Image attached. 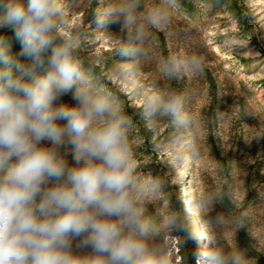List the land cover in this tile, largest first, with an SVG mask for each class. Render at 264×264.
I'll return each instance as SVG.
<instances>
[{"label": "clouds", "instance_id": "9594fccd", "mask_svg": "<svg viewBox=\"0 0 264 264\" xmlns=\"http://www.w3.org/2000/svg\"><path fill=\"white\" fill-rule=\"evenodd\" d=\"M139 7L140 0H117L94 13L97 25L134 30L129 45L116 50L120 56L146 54L150 35ZM68 16L65 0H0V29L13 30L24 57L0 35V264H183L174 234L197 242L204 234L175 211L159 219L148 213L163 181L136 174L133 122L112 81L85 65L82 30H71ZM169 18L157 8L146 20L159 28ZM186 67L199 71V59L170 56L162 72L174 79ZM137 70L125 65L118 78ZM67 95L74 104L61 102ZM141 106L149 121L190 123L179 93L147 95ZM193 255L196 264H247L235 248Z\"/></svg>", "mask_w": 264, "mask_h": 264}, {"label": "rangeland", "instance_id": "374dc122", "mask_svg": "<svg viewBox=\"0 0 264 264\" xmlns=\"http://www.w3.org/2000/svg\"><path fill=\"white\" fill-rule=\"evenodd\" d=\"M116 2L65 0L71 30L83 33L81 58L95 75L112 81L109 87L119 92L133 122L136 174L163 181L148 213L159 219L170 211L165 190L180 192L193 226L204 234L200 251L235 248L247 264H264V0H140L137 16L150 38L142 45L146 54L137 58L116 51L129 45L133 29L94 22L97 10ZM157 8L170 17L159 28L146 20ZM228 34L236 37L231 43ZM0 35L23 60L13 30L0 29ZM170 56L181 62L197 57L200 70L186 67L169 79L162 66ZM129 64L138 70L119 79ZM168 92L184 97L187 126L171 117L145 119V96ZM61 102L75 103L70 95Z\"/></svg>", "mask_w": 264, "mask_h": 264}, {"label": "trees", "instance_id": "16d2710c", "mask_svg": "<svg viewBox=\"0 0 264 264\" xmlns=\"http://www.w3.org/2000/svg\"><path fill=\"white\" fill-rule=\"evenodd\" d=\"M165 192L167 193L165 198L168 201L170 211H175L178 214L191 219L192 215L186 211L180 192L172 193L170 189H166ZM177 235H180V241L178 242V255L183 258V264H196L193 254L200 251L199 243L187 239L186 235L183 233H178Z\"/></svg>", "mask_w": 264, "mask_h": 264}]
</instances>
